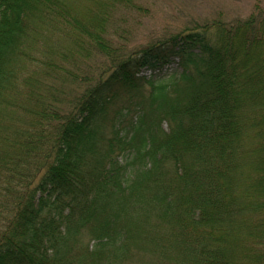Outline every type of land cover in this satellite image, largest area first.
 Here are the masks:
<instances>
[{
	"label": "trees",
	"instance_id": "16d2710c",
	"mask_svg": "<svg viewBox=\"0 0 264 264\" xmlns=\"http://www.w3.org/2000/svg\"><path fill=\"white\" fill-rule=\"evenodd\" d=\"M142 2L0 0V264H264V7L126 45Z\"/></svg>",
	"mask_w": 264,
	"mask_h": 264
},
{
	"label": "rangeland",
	"instance_id": "374dc122",
	"mask_svg": "<svg viewBox=\"0 0 264 264\" xmlns=\"http://www.w3.org/2000/svg\"><path fill=\"white\" fill-rule=\"evenodd\" d=\"M255 3L264 7V0H143L142 5L146 6L144 14L129 18L130 22L127 23V29L132 28V32L126 45L146 43L156 39L165 31H174L186 25L193 26L197 23L199 26L216 18L229 20L233 17H245L252 11ZM91 61H93L91 57L86 59V62ZM173 67H175L174 62L167 69ZM136 85L138 86L133 84L132 87L122 90L107 105L106 115L100 123L101 132L108 131L116 111L126 106L137 91L145 89L142 82H136Z\"/></svg>",
	"mask_w": 264,
	"mask_h": 264
}]
</instances>
